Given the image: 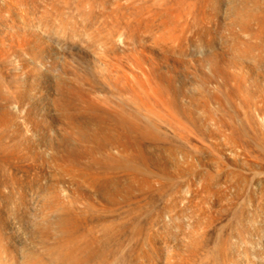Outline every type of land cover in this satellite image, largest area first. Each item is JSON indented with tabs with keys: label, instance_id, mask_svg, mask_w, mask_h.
Masks as SVG:
<instances>
[{
	"label": "bare ground",
	"instance_id": "1",
	"mask_svg": "<svg viewBox=\"0 0 264 264\" xmlns=\"http://www.w3.org/2000/svg\"><path fill=\"white\" fill-rule=\"evenodd\" d=\"M0 264H264V0H0Z\"/></svg>",
	"mask_w": 264,
	"mask_h": 264
},
{
	"label": "rangeland",
	"instance_id": "2",
	"mask_svg": "<svg viewBox=\"0 0 264 264\" xmlns=\"http://www.w3.org/2000/svg\"><path fill=\"white\" fill-rule=\"evenodd\" d=\"M159 154L161 155V153H159ZM160 205H161V206H160ZM163 205H164L163 201H156V203H155V204L153 205V207H152V208H153V211L156 210L155 207H157V208L160 207V209H161ZM160 209H158V210H160ZM143 219H146V217L143 218ZM143 219H142V223L145 224L146 221L144 220V222H143ZM183 220L186 222V220H188V218L182 219V221H183ZM190 220H191V219H189V221H187L186 223L183 221L184 223L182 224L183 227L181 228V231H182V229L185 228L184 226H187V227H188L189 225L192 224V223H190V222H192V221H190ZM174 222H175V223H173V225L171 224V226H172L171 228H172V230L174 231V234H175V232H177V230H180V229H178V228H179V225H180L182 222L180 221V222H181V223H180V222H178L177 220L174 221ZM187 223H188L189 225H185V224H187ZM177 224H178V225H177ZM31 225H32V224H31ZM32 226L34 227L35 224L32 225ZM176 226H177L178 228L174 230V227L176 228ZM30 228H32V227L30 226ZM190 228H191V227H189V230H191ZM181 231H179V233L177 232V235H180V232H181ZM184 231H185V230H184ZM184 231H183V232H184ZM183 232H182V233H183ZM186 232L189 233L190 231H187V228H186ZM182 233H181V234H182ZM187 233H185V234H187ZM182 235H183V234H182ZM177 237H178V236H177ZM181 238H182V237L180 236L178 240L182 242L183 240H182ZM180 239H181V240H180ZM139 242H141V241H138L137 243H139ZM131 243L133 244V242H131ZM131 243H130V244H131ZM130 244H129L127 247H129ZM132 244H131V248H134L135 245L137 246L136 241L134 242V245H133V246H132ZM138 246H139V245H138ZM138 246H137V247H138ZM141 246H142V245L140 244V247H141ZM137 247H135V248H137ZM135 248H134V249H135ZM127 249H129V248H127ZM164 249H165V250H164ZM167 249H168V248H162V251H163V254H164V255H166V252L169 250V249H168V250H167ZM129 250H130V249H129ZM132 250H133V249H132ZM166 250H167V251H166Z\"/></svg>",
	"mask_w": 264,
	"mask_h": 264
}]
</instances>
